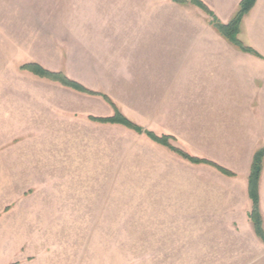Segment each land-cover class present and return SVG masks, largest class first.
Instances as JSON below:
<instances>
[{
	"label": "crops",
	"instance_id": "1",
	"mask_svg": "<svg viewBox=\"0 0 264 264\" xmlns=\"http://www.w3.org/2000/svg\"><path fill=\"white\" fill-rule=\"evenodd\" d=\"M109 1L68 0V4L83 7L86 25L100 20L96 13L86 11H98L111 5ZM114 1L121 8L106 15L105 21L113 24L107 31L113 40L103 61L116 85L138 88L132 96L141 102L140 109L148 118L141 125L178 137L184 148L234 173L230 176L212 165H197L200 172L194 197L200 258L203 246H211L213 258L208 260L264 264V241L249 217L253 203L248 190L255 154L264 148V0H257L245 15L239 35L262 57L241 50L214 27L209 14L191 2L131 0L127 3L133 6L131 13L125 14V1ZM202 1L220 21L228 23L242 0ZM79 11L69 14V23L82 20ZM125 22L129 29L124 28ZM0 54L6 52L0 49ZM5 73L0 76V240L12 235V224L4 220L15 211L105 212L91 207L107 204L108 197L76 194L77 106L82 109L86 97L17 68L12 69V76ZM119 97L113 99L122 102ZM87 102L89 108L106 104L99 97H87ZM143 112L138 113L139 118H144ZM13 145L20 151H5ZM28 186H34L35 192L26 195ZM259 194L264 226V161ZM119 197L116 202L123 212L122 194ZM15 199L24 204L15 205ZM8 205L12 207L7 210ZM14 224L20 237H30L32 250L25 241L22 257L6 259L4 264H32L27 261L28 253L38 255L35 264L70 263L69 254L59 249L60 235L55 237L52 232L68 230L70 225L50 223L42 229L38 221Z\"/></svg>",
	"mask_w": 264,
	"mask_h": 264
},
{
	"label": "rangeland",
	"instance_id": "2",
	"mask_svg": "<svg viewBox=\"0 0 264 264\" xmlns=\"http://www.w3.org/2000/svg\"><path fill=\"white\" fill-rule=\"evenodd\" d=\"M124 1L122 9L125 14H130L133 6L127 3L131 0ZM109 2L112 4L101 9L96 7L98 11H86L96 13L95 18L100 20L85 25L83 7L70 6L68 0H0V49L6 52L0 54V76L4 71L5 75L12 76V69L17 68L38 77L22 65L36 62L45 67L41 63L44 62L54 67L45 68L62 71L88 88L107 94L137 124L146 122L147 113L140 109L141 102L132 96L136 87L116 85L104 65L109 42L113 40L107 32L113 24L105 18L110 12L116 13V7L121 8V5L115 6L114 0ZM78 9L82 20L69 23V14H77ZM127 24H123L125 29L130 28ZM107 82L115 84H105ZM76 92L77 97H86L84 107L77 106L75 153L76 178L80 181H76V194L108 197L107 204L91 207L105 212L24 214L15 211L4 220L12 224V235H7L5 241L0 240V264L6 259L21 258L25 253L21 244L25 241L29 244L27 249L32 250L30 237L26 240L23 234L20 237V230L14 223L34 225L37 221L42 229L50 223L70 225L68 230L52 229L55 237L60 235L57 237L60 238L59 249L61 253L69 254V264H228L227 261L208 260L213 258L211 246H203L207 253L204 251L201 259V247L196 246L194 192L196 176L200 172L198 164L184 159L146 134L120 124L90 119L92 115L110 116L114 109L107 101V107L105 104L89 108L87 97H103ZM118 95L122 102L113 99ZM140 112L145 114L144 118H139ZM142 126L148 129L147 125ZM172 136L173 145L195 155L184 148L178 137ZM11 148L14 152L20 151L16 145L8 146L5 151ZM13 167L18 168V165ZM34 192L35 187L28 186L25 194ZM120 194L123 212L119 211L120 203L116 202ZM14 201L18 206L24 204L18 199ZM11 207L8 205L7 210ZM5 222L3 224H8ZM26 257L32 264L38 259L36 253H28Z\"/></svg>",
	"mask_w": 264,
	"mask_h": 264
},
{
	"label": "trees",
	"instance_id": "3",
	"mask_svg": "<svg viewBox=\"0 0 264 264\" xmlns=\"http://www.w3.org/2000/svg\"><path fill=\"white\" fill-rule=\"evenodd\" d=\"M175 1L180 2V3L191 2L199 6L207 14H209V16H211V23L223 36H225L231 42L236 44L241 50L262 57V55L259 52H257L254 48L244 44L243 41L239 37L241 33L243 19L245 15L248 14L250 10L253 8L257 0H242L240 2L239 8L236 14L231 19V21H229L228 23H224L220 21L216 17L215 13L202 0H175ZM22 68L29 70L40 77H45V78L60 82L61 84L67 87L73 88L79 92H83V93H87L91 95H100L114 109V113L110 116H93L92 115V116H89L90 119L103 122V123L123 125L129 129L136 131L137 133L146 134L153 141L170 148L175 153H177L184 159H187L188 161L194 164H201V163L209 164V165L216 167L224 174H227L230 176L234 175V173L231 170L221 165H218L214 161H211L207 158L198 157L196 155H193L183 150L182 148L176 147L175 145L171 143V139H174L172 135H169V134L159 135L152 130L146 129L144 126L137 124L136 122L131 120L129 117H127L107 94L88 88L87 86L76 81L75 79L68 77L64 72L53 71V70L47 69L43 67L41 64L36 63V62L24 63L22 65ZM263 161H264V148L260 149L255 154L253 164L251 167V173L249 176L248 190H249V196L252 199V203H253L252 209L249 213V217H250V220L253 222L257 235L264 241L263 216H262L261 207H260V194H259V183H260L261 173L263 170Z\"/></svg>",
	"mask_w": 264,
	"mask_h": 264
}]
</instances>
